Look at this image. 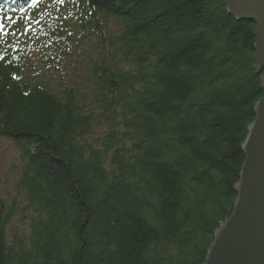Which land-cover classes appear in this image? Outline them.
Instances as JSON below:
<instances>
[{
  "label": "trees",
  "instance_id": "1",
  "mask_svg": "<svg viewBox=\"0 0 264 264\" xmlns=\"http://www.w3.org/2000/svg\"><path fill=\"white\" fill-rule=\"evenodd\" d=\"M253 27L224 0H0V264H204L261 97Z\"/></svg>",
  "mask_w": 264,
  "mask_h": 264
},
{
  "label": "water",
  "instance_id": "2",
  "mask_svg": "<svg viewBox=\"0 0 264 264\" xmlns=\"http://www.w3.org/2000/svg\"><path fill=\"white\" fill-rule=\"evenodd\" d=\"M237 20L253 23V67L261 97L241 145L244 160L229 217L214 231L204 264H264V0H224Z\"/></svg>",
  "mask_w": 264,
  "mask_h": 264
},
{
  "label": "rangeland",
  "instance_id": "3",
  "mask_svg": "<svg viewBox=\"0 0 264 264\" xmlns=\"http://www.w3.org/2000/svg\"><path fill=\"white\" fill-rule=\"evenodd\" d=\"M0 146L3 149V151L0 153L1 157H2V167L0 168V172H5L6 171V167L10 164L11 161H13L16 156L17 153L16 151L12 150L10 148V146L8 145V142L6 141V139L4 138H0ZM3 187V186H1ZM3 190L2 188L0 189V193H2ZM24 206V208H26V205H21L20 208H22ZM24 213H25V209H24ZM27 218V214L25 213V216L21 214V212H18V214H14V216H12L10 219V222L7 226V230L9 233H18V234H23L24 230H25V221Z\"/></svg>",
  "mask_w": 264,
  "mask_h": 264
},
{
  "label": "snow or ice",
  "instance_id": "4",
  "mask_svg": "<svg viewBox=\"0 0 264 264\" xmlns=\"http://www.w3.org/2000/svg\"><path fill=\"white\" fill-rule=\"evenodd\" d=\"M61 2H63V0H61Z\"/></svg>",
  "mask_w": 264,
  "mask_h": 264
}]
</instances>
